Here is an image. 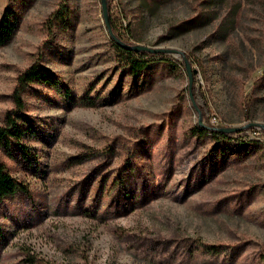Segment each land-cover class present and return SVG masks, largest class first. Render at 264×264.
<instances>
[{
  "label": "rangeland",
  "instance_id": "374dc122",
  "mask_svg": "<svg viewBox=\"0 0 264 264\" xmlns=\"http://www.w3.org/2000/svg\"><path fill=\"white\" fill-rule=\"evenodd\" d=\"M107 3L123 41L177 52L132 72L102 0H0L16 24L0 125L18 77L43 76L22 94V139L0 151L27 190L0 200V264H264V130L192 135L197 109L213 126L264 123V0ZM120 175L127 189L102 190Z\"/></svg>",
  "mask_w": 264,
  "mask_h": 264
},
{
  "label": "trees",
  "instance_id": "16d2710c",
  "mask_svg": "<svg viewBox=\"0 0 264 264\" xmlns=\"http://www.w3.org/2000/svg\"><path fill=\"white\" fill-rule=\"evenodd\" d=\"M67 6L63 4L60 8L52 12L49 16L47 25L49 29L52 31L57 25H60L64 20L67 14ZM114 34L123 40L121 34L118 30L113 27ZM16 31V24L8 17H4L0 20V48L5 46L8 42L11 41L13 35ZM114 46L118 50V54L120 56V60L127 66L132 72L140 71L146 68L149 65L150 60H143L141 58H137L136 56H152V57H160L162 53H150L147 51H134L131 50L120 43H118L115 39L112 38ZM42 72L39 65L34 64L30 66L24 73H22L18 77V85L16 91L14 92V100H15V108L13 110L8 111L5 121L2 125H0V151H10L12 144L20 141L24 135V128L21 125V120L18 118L21 116V111L25 108V102L22 99V94L25 91L26 86H28L33 81H38L42 79ZM245 117L250 116V107L246 105L244 108ZM207 126H203L199 123V121L192 128L193 136L197 135L200 137L211 136L214 140H228L231 139V133H225L218 130H214L212 128L213 125L207 123ZM244 131V129L240 130ZM233 134V133H232ZM22 152L23 155L27 159H30V155L27 150H24L23 147ZM126 177L123 175L117 176L110 184L105 179L102 184V190L106 189L109 191L127 189ZM26 186L19 181L16 177L12 175L7 164L3 161L1 152H0V200L8 198L10 196L17 195L19 193L26 192ZM2 225L0 223V233H2ZM191 253H195L199 244L190 242L189 246H187ZM48 264V263H41Z\"/></svg>",
  "mask_w": 264,
  "mask_h": 264
},
{
  "label": "water",
  "instance_id": "95a60500",
  "mask_svg": "<svg viewBox=\"0 0 264 264\" xmlns=\"http://www.w3.org/2000/svg\"><path fill=\"white\" fill-rule=\"evenodd\" d=\"M102 7H103V13H104V17H105V20H106V25H107V28H108V31L111 35V37L113 39H115L118 43H120L121 45L131 49V50H134V51H147V52H150V53H171V52H177V50L175 49H171V48H157V47H151V46H147V45H143V44H130V43H127L125 41H123L122 39H120L119 37H117L114 32H113V29H112V26H111V23H110V18H109V12H108V3H107V0H102ZM183 54V57H184V61H185V66H186V69H187V72L189 74V78H190V85H189V90H190V94L191 96L193 95L192 94V85H193V74L196 73V70H193L192 67H191V63L188 59V57L186 56L185 53L181 52ZM198 112H199V123L203 126H207L204 121H203V115H202V112L200 109H197ZM253 126H258L260 128H262L264 130V123H260V122H249L248 124L244 125V126H241V127H235V126H226V127H223V126H212V127H209V128H212L214 130H218V131H221V132H225V133H236L242 129H245V128H249V127H253Z\"/></svg>",
  "mask_w": 264,
  "mask_h": 264
}]
</instances>
